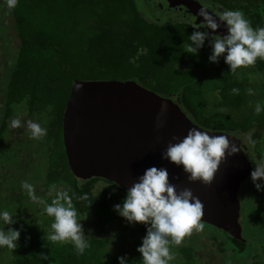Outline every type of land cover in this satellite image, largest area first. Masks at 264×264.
<instances>
[{
    "label": "trees",
    "instance_id": "16d2710c",
    "mask_svg": "<svg viewBox=\"0 0 264 264\" xmlns=\"http://www.w3.org/2000/svg\"><path fill=\"white\" fill-rule=\"evenodd\" d=\"M228 10H241L254 29L264 26V0H243L229 5ZM12 11L20 57L11 85L20 98L33 94L37 108L49 109L52 116L49 161L40 179L45 182L43 186L37 183L36 195L45 201L50 197L46 202L51 203L57 192L68 191L78 220L83 230L87 229L89 246L81 255L70 241H48L53 218L45 214L44 222H39L42 228L16 229L21 233L19 246L15 250L4 247L0 264H119L120 257H127L128 264H143L137 248L146 226L137 223L138 231L137 227L129 230L132 225L127 223L111 229L116 221H125L114 206L123 202L127 192L105 179L81 180L70 169L63 120L76 81H136L172 98L203 129L234 134L241 140V136L249 137L242 141L254 168L264 158V111L255 112L257 103L264 107V60L230 73L223 58L210 62V37L197 55L186 53L188 37L199 27L186 20H155L140 8L138 0H18ZM140 49L144 54L138 55ZM233 88L239 93H233ZM249 88L254 95L248 94ZM250 183L251 188L246 187L240 196L245 241L204 224L203 231L193 229L179 246H172L175 258L170 264H204L197 247L205 254L213 249L218 264H224L222 259L227 257H237L235 261L246 257L245 264H264V244L256 252L255 244L245 236L252 230L264 239V191ZM85 194L88 200L78 199ZM92 217L105 235H88L95 230L86 223ZM202 236L212 248L199 246ZM133 238V249L128 251V241Z\"/></svg>",
    "mask_w": 264,
    "mask_h": 264
},
{
    "label": "clouds",
    "instance_id": "9594fccd",
    "mask_svg": "<svg viewBox=\"0 0 264 264\" xmlns=\"http://www.w3.org/2000/svg\"><path fill=\"white\" fill-rule=\"evenodd\" d=\"M17 4L18 0H6L8 9H14ZM198 16L203 22L201 28H197L188 37L186 53L197 55L209 39L210 33L207 30L216 33L224 25L227 35L211 36L210 62L218 63L223 58L230 73L235 74L240 68L254 65L258 59L264 60V26L254 29L241 10H223L213 15L207 7H202ZM140 54H144L143 49L139 50L138 55ZM247 91L249 95H254L253 89L249 88ZM232 92L238 94L239 89L233 88ZM167 111L168 105L162 103L156 118L157 131L164 127ZM262 111L264 107L257 103L255 112L259 114ZM9 126L11 129L24 128L33 140L41 139L47 134V129L40 123L24 121L19 115L10 120ZM238 151V146L230 142L229 136L210 135L193 127L182 139L173 137L161 153V158L182 168L190 183L199 181L210 185L226 154L230 156ZM251 181L257 191H264V158L255 163ZM21 188L27 192L32 202L43 205L44 214L53 218L47 235L48 241H70L77 253L82 255L89 243L69 192H57L51 203H47L36 195L32 183L24 181ZM88 198L87 194L78 197L81 201ZM114 211L129 225L139 223L146 226V235L137 248L143 264H170L175 258L172 246H179L186 236L191 235L193 229H204V205L190 189L177 192L176 186L170 182L168 169L164 167L147 169L127 191L123 202L114 206ZM14 217L8 210L0 209V248L15 250L19 246L20 230L9 228L5 231L4 227L15 224L17 221ZM119 264H128V258L120 257Z\"/></svg>",
    "mask_w": 264,
    "mask_h": 264
},
{
    "label": "water",
    "instance_id": "95a60500",
    "mask_svg": "<svg viewBox=\"0 0 264 264\" xmlns=\"http://www.w3.org/2000/svg\"><path fill=\"white\" fill-rule=\"evenodd\" d=\"M164 1L169 13L180 6L176 0ZM192 22L199 27L203 21ZM226 32L221 25L216 33L224 36ZM162 103L168 105V111L164 127L157 131L156 118ZM193 127L210 135H227L239 148L233 155L226 154L210 185L190 183L182 168L161 158L173 137L182 139ZM63 133L70 169L77 178L105 179L127 192L147 169L167 168L177 192L190 189L204 205V224L245 241L240 192L254 166L236 135L203 129L172 98L136 81H76L64 114Z\"/></svg>",
    "mask_w": 264,
    "mask_h": 264
},
{
    "label": "flooded vegetation",
    "instance_id": "af4514ba",
    "mask_svg": "<svg viewBox=\"0 0 264 264\" xmlns=\"http://www.w3.org/2000/svg\"><path fill=\"white\" fill-rule=\"evenodd\" d=\"M148 1L151 6L146 5L147 11L154 13L156 20L168 19L169 22L179 20L192 22L194 19H202L198 16V12L202 7H207L213 15H216L220 11L228 10L229 5H238L243 2V0H176L180 6L174 13H169L165 10L164 0ZM176 14L180 17L174 18ZM13 18V11L6 7V0H0V200L2 198L7 199L3 206L0 202V209L17 214L19 218H14L17 222L13 225H7L8 228L5 229L27 228L28 224H30V228L33 226L34 221L32 219L28 221L22 219V217L25 213L32 214L38 211V208L30 200L27 192L21 188V184L24 181L32 183L35 191L37 183L43 186L45 181L40 179L45 174L42 170L46 168L49 161L48 144L51 143L52 127L51 111L49 109H38L33 94L20 98L17 90L11 85L14 67L18 64L20 57V41L17 39V34L12 27ZM200 30L204 31V29ZM209 33L210 38L212 35H221ZM18 115L24 121L33 120L40 123L42 127L47 129V134L41 139L33 140L24 128L11 129L9 126L10 120ZM18 184L20 186L15 189ZM242 190L243 188L240 196ZM21 193L25 196L22 202L28 200L29 208L27 209V206H25L23 211L11 209V203L18 200ZM36 225L35 223L34 227ZM3 251L4 248H0V256L3 255Z\"/></svg>",
    "mask_w": 264,
    "mask_h": 264
},
{
    "label": "rangeland",
    "instance_id": "374dc122",
    "mask_svg": "<svg viewBox=\"0 0 264 264\" xmlns=\"http://www.w3.org/2000/svg\"><path fill=\"white\" fill-rule=\"evenodd\" d=\"M149 2V1H148ZM147 0H138V3H139V6H140V8L142 9V10H147L148 8L146 7V5H147ZM158 11V10H157ZM159 12V11H158ZM150 15H151V17L152 18H154L155 19V14L154 13H149ZM156 20V19H155ZM241 138H242V140L243 141H249L250 140V138L249 137H242L241 136ZM248 157H249V155H248ZM250 181H251V179L249 180V182H247V183H244L243 185H242V188H243V190H242V193L245 191V189H247L246 187H249V188H251V183H250ZM35 184V183H34ZM20 185L18 184L16 187H15V189H18V187H19ZM50 198V197H49ZM48 198V199H49ZM22 199H25V196L23 195V193H21V196H19L18 197V200H16V201H14V203L12 202L11 203V205H10V207H11V209H13V210H16V209H19L20 211H23L24 210V208H25V206H27V209L29 208V203H28V200L27 201H25V202H22ZM47 199V200H48ZM5 200L7 201V199L6 198H2L1 200H0V202H1V205L3 206L4 204H5ZM46 200V201H47ZM242 203V202H241ZM12 204H13V206H12ZM39 208V207H38ZM11 214H13V213H11ZM42 215H45L44 213H43V209L42 208H39L38 209V211H35L34 213H25L24 214V216L22 217V219H24V220H30V219H32L33 221H34V223H33V226L31 227V228H35L34 227V224L36 223L37 224V226L39 227V229H40V223L39 222H44V218H43V216ZM45 217V216H44ZM15 218V217H14ZM19 219V218H18ZM86 223H88L87 224V227H89V226H91V227H94V229L95 230H91L89 233H88V235H99V236H103V235H105L106 233L104 232V229H103V227L102 226H100V225H98V222L92 217V219L90 220V221H88V222H86ZM89 223H90V225H89ZM127 224V221H116L115 222V224L111 227V229H113V227H115V229H118V228H121L122 226H125ZM5 228H8V227H6V226H4ZM27 228H30V224H28V226H26ZM137 227V231L139 230L138 229V225H132L131 226V228L129 229V230H133V229H135ZM42 228V227H41ZM13 229H15V228H13ZM110 229V230H111ZM8 229H5V231H7ZM121 230L122 229H120V233H121ZM128 230V231H129ZM23 231H26V230H23ZM84 231H87V229H84ZM37 232H39V231H37ZM130 232V231H129ZM142 233V231H140V234ZM211 233V232H210ZM212 234H214V233H212ZM257 234V235H256ZM255 234V232L253 231L252 232V230H250V231H247V234L245 235L247 238H248V240H251V241H249V242H253V244H255L254 245V250L257 252V251H259V250H261L262 249V245L264 244V239L262 238V234L260 233V232H257ZM187 237L188 236H186L185 238L187 239ZM134 239L135 238H133V239H130L129 241H128V247H127V249H129L128 251H131V249H133L132 247H133V244H134ZM253 239H255L254 241H253ZM136 240V239H135ZM130 244V245H129ZM201 244H207V246H210L211 248H212V244H211V242L209 241V240H207V238H205L204 236H202L200 239H199V246L201 245ZM5 249H7L8 250V248H5ZM201 249L202 248H198L197 247V251L199 252V253H201L200 254V258L201 259H203V260H201L202 262H204V264H218V259H217V255L215 254V252H214V250L212 249V251H210V252H208V254H205V252H203V251H201ZM214 249H216V248H214ZM246 257H241V258H238V261H235V260H237V257H227V258H223L222 260H223V263L224 264H231L230 262L232 261V260H234L235 262H236V264H245L244 263V260H246L245 259ZM201 261L199 260V262L201 263ZM203 264V263H202Z\"/></svg>",
    "mask_w": 264,
    "mask_h": 264
}]
</instances>
